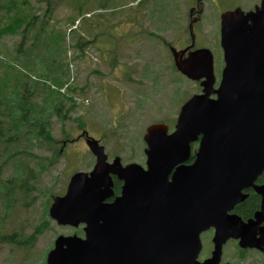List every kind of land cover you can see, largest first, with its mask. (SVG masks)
<instances>
[{
	"label": "rangeland",
	"instance_id": "rangeland-1",
	"mask_svg": "<svg viewBox=\"0 0 264 264\" xmlns=\"http://www.w3.org/2000/svg\"><path fill=\"white\" fill-rule=\"evenodd\" d=\"M261 1L202 0L195 49L221 55V15L252 11ZM196 6L197 0H0V88L9 84L6 98L0 94V264H46L59 236H84V226H59L48 214L72 175L95 165L84 140L64 148L62 140L86 131L110 162L119 157L126 164L137 152L144 162L151 125L174 129L182 105L200 92L170 54L190 45ZM216 62L220 70L222 57ZM6 72L10 82L3 81ZM212 237L213 231L201 237L203 256ZM222 263L264 264V254L242 253L231 241Z\"/></svg>",
	"mask_w": 264,
	"mask_h": 264
},
{
	"label": "water",
	"instance_id": "water-1",
	"mask_svg": "<svg viewBox=\"0 0 264 264\" xmlns=\"http://www.w3.org/2000/svg\"><path fill=\"white\" fill-rule=\"evenodd\" d=\"M221 44L226 67L218 90L210 51L186 60L174 53L183 73L206 79L204 94L183 106L173 135L164 125L148 129L147 172L123 170L118 159L108 164L104 148L88 141L94 171L74 175L50 209L59 225H86V238L59 237L47 264H201L200 235L212 227L216 249L203 264H220L230 239H240L243 249H263L264 186L255 182L264 171V0L255 11L222 16ZM199 138L194 163L184 165ZM110 174L125 187L122 198L107 204ZM250 188L263 197L262 211L245 223L231 212Z\"/></svg>",
	"mask_w": 264,
	"mask_h": 264
},
{
	"label": "flooded vegetation",
	"instance_id": "flooded-vegetation-1",
	"mask_svg": "<svg viewBox=\"0 0 264 264\" xmlns=\"http://www.w3.org/2000/svg\"><path fill=\"white\" fill-rule=\"evenodd\" d=\"M219 82V81H218ZM145 151H146V149H144V151L142 152V155L144 154L145 155ZM94 157V156H93ZM141 158H142V156L140 155V153H138L137 152V156L135 157V159H134V161H131V162H128V163H126V164H124L125 163V161L123 162L122 161V164H123V166H126V165H130V164H139V165H141V166H143L144 168H146V156H145V160H144V162H141ZM122 160V159H121ZM112 178H113V181H114V185H113V192H114V196L112 197V198H109L108 200H107V202H113L114 201V199L116 198V197H122L123 196V193H124V186H125V183H124V181L123 180H121V179H119L118 177H116V176H112ZM246 203V202H245ZM247 204V203H246ZM260 202L258 201V200H255V205L253 206L254 207V209L252 210V211H250L252 214L251 215H253V216H251V217H249V218H252V217H254V214L257 212V211H259L260 210Z\"/></svg>",
	"mask_w": 264,
	"mask_h": 264
},
{
	"label": "trees",
	"instance_id": "trees-1",
	"mask_svg": "<svg viewBox=\"0 0 264 264\" xmlns=\"http://www.w3.org/2000/svg\"><path fill=\"white\" fill-rule=\"evenodd\" d=\"M11 9H12V7H11ZM15 32L16 31L9 32V33H13L14 34ZM3 81L4 82L10 81L9 72H6L5 73V77H4ZM8 89H9V84H3L2 87L0 88V94H1V96H5ZM263 180H264V178H263ZM246 203H243V204H241L239 206L238 212L243 217L248 218L252 214L250 211H252L254 209L253 206L255 205V200L253 198H250L248 201H246Z\"/></svg>",
	"mask_w": 264,
	"mask_h": 264
}]
</instances>
